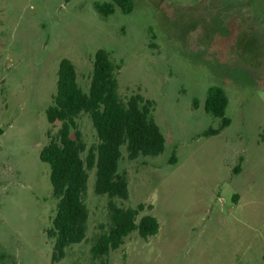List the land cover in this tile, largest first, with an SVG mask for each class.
Instances as JSON below:
<instances>
[{
  "label": "rangeland",
  "instance_id": "obj_1",
  "mask_svg": "<svg viewBox=\"0 0 264 264\" xmlns=\"http://www.w3.org/2000/svg\"><path fill=\"white\" fill-rule=\"evenodd\" d=\"M108 1L0 0V264H264V0H132L130 12L103 16L94 5ZM99 48L122 100L154 102L164 149L130 160L121 147L128 197L115 202L142 206L137 219L153 215L159 228L93 257L109 224L93 168L85 239L52 262L57 201L39 152L60 124L45 110L59 61H72L87 92ZM211 85L227 92L230 124L207 136L220 124L203 107ZM77 126L85 158L98 138L88 114Z\"/></svg>",
  "mask_w": 264,
  "mask_h": 264
},
{
  "label": "trees",
  "instance_id": "obj_2",
  "mask_svg": "<svg viewBox=\"0 0 264 264\" xmlns=\"http://www.w3.org/2000/svg\"><path fill=\"white\" fill-rule=\"evenodd\" d=\"M95 10L107 16L118 7L122 12L132 10V0H110L96 3ZM117 66L110 53L99 48L92 61L88 91L78 84L74 64L62 58L58 64L56 91L45 110L48 123L59 122V128L40 152L41 161L49 165V181L56 208L46 236L53 240L51 261L58 262L66 250L85 239L88 208L84 201L89 170L95 169L94 192L108 197L107 229L97 235L91 245L93 257H102L117 249L125 237L137 231L140 237L155 235L159 223L153 215L137 219L139 210L122 207L115 198L128 197V182L124 172L118 171L124 146L127 158L156 156L164 149V136L152 117L154 102L140 94L131 95L126 101L118 94ZM228 105L226 90L219 85L207 89L204 110L220 118L217 128L206 129L203 135H214L230 124L225 115ZM86 113L96 131L98 142L82 153L86 144L77 126V118Z\"/></svg>",
  "mask_w": 264,
  "mask_h": 264
}]
</instances>
